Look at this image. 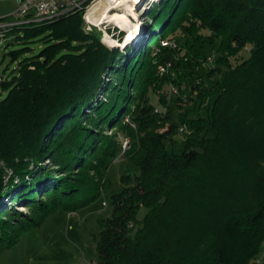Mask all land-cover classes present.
<instances>
[{
  "label": "trees",
  "instance_id": "obj_1",
  "mask_svg": "<svg viewBox=\"0 0 264 264\" xmlns=\"http://www.w3.org/2000/svg\"><path fill=\"white\" fill-rule=\"evenodd\" d=\"M162 6L145 24L146 44L125 52L84 31L81 11L10 31L41 44L0 80V230L9 233L0 247L56 208L100 195L121 131L138 172L121 176L111 214L97 219L98 264H264V0ZM165 62L171 75L156 72ZM167 85L176 89L170 103ZM150 94L166 110L155 112ZM177 133L184 144L175 151ZM9 196L30 208V224L10 223Z\"/></svg>",
  "mask_w": 264,
  "mask_h": 264
},
{
  "label": "rangeland",
  "instance_id": "obj_2",
  "mask_svg": "<svg viewBox=\"0 0 264 264\" xmlns=\"http://www.w3.org/2000/svg\"><path fill=\"white\" fill-rule=\"evenodd\" d=\"M153 2H146L147 4L141 7H137V10L134 9L135 16L132 14H127L128 19L131 20L132 26L138 25L137 31L135 30V36L129 40V42L125 43L123 46H110L104 40L105 36L108 37H118L115 33L122 31L121 39H116L117 41H121L124 39L126 35V30L117 27L115 23L110 22H102L101 18H97L94 20L97 24L94 26L97 32L100 33V40L107 45V47H116L121 52H125L128 48H140L141 45L146 44V37L148 35L147 28L145 24L150 23L149 15H153L155 11L158 10L159 5L162 6V0H152ZM3 8L11 11L16 8V4L14 1L8 0L3 2ZM102 6V5H99ZM109 10L111 13L113 11L122 10L124 7H110ZM122 8V9H121ZM124 11V9H123ZM148 12V13H147ZM135 23V24H134ZM109 29L104 32L105 29ZM139 28L141 29L139 31ZM120 29V31H119ZM114 31V36L109 35L111 31ZM108 33V34H107ZM17 33H7L2 39L4 40V46L0 49V76L4 80H9L10 77L17 73L18 65L17 63L21 61L26 56L32 55L37 50H39V46L41 44V40L34 36V40L29 42H24L21 38H15ZM23 30H20L18 35H22ZM103 34V35H102ZM135 39V40H134ZM150 43L149 46L153 45ZM27 47V48H26ZM128 47V48H127ZM23 48V49H22ZM26 48V49H25ZM20 50L15 59H11L9 55V51L12 50ZM248 46L244 48V52L242 56H247L248 54ZM163 74L171 75L172 72L170 70L166 71ZM162 75V74H159ZM104 78L111 79L114 83L120 82L117 79V75L115 74H107L104 73ZM172 85L166 86V91L168 93L169 98L172 102L173 96L175 95L171 90ZM7 89H3L0 85V99L3 98L7 91ZM101 96H106L105 93H101ZM150 102L152 103L153 110L155 112L166 110L165 106H162L157 102L156 96L150 94ZM166 104V103H165ZM173 107V105L171 104ZM86 112L88 109L85 110ZM91 113V112H90ZM173 118L176 117L177 112L174 111L172 113ZM126 119V117H125ZM127 122H130L127 120ZM159 122V121H158ZM134 128V123H131ZM167 122L163 123L158 127L159 130H163L166 127ZM111 127L106 126V133H110ZM116 140H118L120 144L119 154L117 157L112 159L110 163L106 166V176L108 183L105 189L99 193L96 198L92 199L85 205L82 204L76 207L75 210L69 211L65 208L58 207L56 210L51 212L39 222L38 225L33 226L31 229L20 234L19 239L16 242L11 244L10 246H1L0 247V264H98V258L96 253V240L98 238L99 229H98V220L99 218L109 216L111 214L112 207L110 203L111 195L116 192H119L122 188L121 184V176L125 173H129L131 175L137 174V168L133 163L127 160L125 155L122 153L124 150L128 149L130 146L129 137L122 134L121 131H117L115 133ZM245 133L237 134L242 142L246 143ZM181 134H175V137L179 144L175 147V151L181 149L184 144V137H181ZM115 140V141H116ZM76 168L73 167L71 171L68 173L70 177L77 176ZM87 171V170H86ZM88 174L92 172L87 171ZM90 172V173H89ZM94 175V174H93ZM92 175V176H93ZM2 207H6L11 211L10 213L15 215L14 220H11L10 223L16 222L19 224L20 218L29 219L27 223L31 221L29 217L31 214L29 213L31 210L24 202H15L12 201V198L9 196L8 198L2 199ZM147 209L144 206H141L137 212L138 219H142L146 213ZM5 217L4 215H1ZM98 219V220H97ZM218 227H215V231L211 238L216 237L218 234ZM17 232L13 231L11 234L15 236ZM9 233H5L0 230V243H2V239H5ZM210 238V237H209Z\"/></svg>",
  "mask_w": 264,
  "mask_h": 264
},
{
  "label": "built area",
  "instance_id": "obj_3",
  "mask_svg": "<svg viewBox=\"0 0 264 264\" xmlns=\"http://www.w3.org/2000/svg\"><path fill=\"white\" fill-rule=\"evenodd\" d=\"M17 6L10 13L0 17V49L4 46V37L9 33L13 28H19L27 25H38L42 22H47L54 20L60 16L81 11L83 18V29L88 32L92 29L93 26L97 24L94 22L91 14L95 7L99 5L102 0H15ZM146 2H153L152 0H145L144 3L138 6L143 8L146 5ZM109 6H117L119 0H108ZM134 4H137L133 2ZM138 5V4H137ZM121 6V5H119ZM124 9V8H123ZM122 9V10H123ZM137 10V8H136ZM103 31V34L105 31ZM120 31V29H119ZM102 34V35H103ZM108 34V33H107ZM114 31L112 30L109 35H113ZM118 35L117 33H115ZM114 34V35H115ZM113 35V36H114ZM118 39V37H115ZM160 46H170L174 47L175 43L171 40L160 39ZM155 50V48L153 49ZM213 53L206 56L204 64H210L213 62ZM170 62L157 64V73L163 74L169 70ZM0 76V80H2ZM171 90L176 92V89L171 86ZM183 129V126L180 127V131Z\"/></svg>",
  "mask_w": 264,
  "mask_h": 264
},
{
  "label": "bare ground",
  "instance_id": "obj_4",
  "mask_svg": "<svg viewBox=\"0 0 264 264\" xmlns=\"http://www.w3.org/2000/svg\"><path fill=\"white\" fill-rule=\"evenodd\" d=\"M134 1L138 5L134 4L133 3ZM134 1L129 3V2H127V0H120V2L117 4V6L116 5L115 6H109L108 0H102L99 3V5H102V6L98 5L93 10V12L91 14L92 18L97 19L99 17V18H101V20H103L102 22L115 23L117 25V27L126 30V33H125L126 35L124 36V39L121 41H117L115 38L108 37L106 35L104 40L107 42L108 45H110V46H114V45L123 46L125 43L129 42V40L135 36V33H133V32H135V30L137 31L138 24L132 26V24H130V21L128 20L127 14H132L135 16L134 9H136L139 5L144 3L145 0H134ZM119 5L124 7V11L123 10H117V11H113V13H111L109 11L111 9L110 7H116L117 8V7H119Z\"/></svg>",
  "mask_w": 264,
  "mask_h": 264
},
{
  "label": "crops",
  "instance_id": "obj_5",
  "mask_svg": "<svg viewBox=\"0 0 264 264\" xmlns=\"http://www.w3.org/2000/svg\"><path fill=\"white\" fill-rule=\"evenodd\" d=\"M6 1H8V0H0V17H2V16H4V15H6V14H8V13H10L11 11H9V10H7V9H5V8H3V2H6ZM11 1H14V3L16 4V6H17V3H16V1L15 0H11ZM14 10V9H13Z\"/></svg>",
  "mask_w": 264,
  "mask_h": 264
},
{
  "label": "water",
  "instance_id": "obj_6",
  "mask_svg": "<svg viewBox=\"0 0 264 264\" xmlns=\"http://www.w3.org/2000/svg\"><path fill=\"white\" fill-rule=\"evenodd\" d=\"M132 1H134V0H127V2H132ZM119 2H120V0H119ZM135 2V1H134ZM139 25V24H138ZM92 28H94V26L92 27ZM141 29L139 28V31H140ZM135 40V39H134Z\"/></svg>",
  "mask_w": 264,
  "mask_h": 264
}]
</instances>
